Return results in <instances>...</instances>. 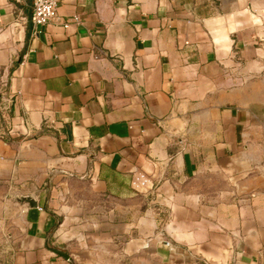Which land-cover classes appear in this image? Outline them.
<instances>
[{
    "label": "crops",
    "instance_id": "crops-1",
    "mask_svg": "<svg viewBox=\"0 0 264 264\" xmlns=\"http://www.w3.org/2000/svg\"><path fill=\"white\" fill-rule=\"evenodd\" d=\"M242 1L61 0L36 27L0 0L12 264H264V25Z\"/></svg>",
    "mask_w": 264,
    "mask_h": 264
},
{
    "label": "rangeland",
    "instance_id": "rangeland-1",
    "mask_svg": "<svg viewBox=\"0 0 264 264\" xmlns=\"http://www.w3.org/2000/svg\"><path fill=\"white\" fill-rule=\"evenodd\" d=\"M246 1L248 4L249 12L255 16H258V18L261 19L264 25V15H262L264 11V0H246ZM242 2H244V0ZM233 7H237V6L233 5ZM263 45H264V42H263ZM2 191L3 190L0 189V192ZM5 198L6 196L4 194L1 195L0 193V264H12V255L14 251L16 250V247L19 241L16 240L14 237L15 230H16V225H15L16 216H15L14 211L9 209V206L5 204V201H4ZM7 199L8 200L12 199L11 203H14V200H16L9 196H7ZM144 242L147 245H152V246L156 245L158 248H165L168 250V252H174L176 250L175 245L169 240H164L160 238H156V239L148 238V239H145ZM90 243L93 245L94 242L92 241ZM81 249H85V248L79 245L78 241L72 242L71 247L66 246L62 248V250H66L65 252L67 254L71 251L77 252L78 250H81ZM107 249L109 252L111 251V249L115 250V248H107ZM114 253L116 254V250L114 251ZM115 254L109 255V254L104 253V254H99L98 256L94 255L92 257L86 255V259H89V258L102 259L103 262L107 264H131L132 261L130 257H127L126 255L116 256ZM77 256L78 255H76V257Z\"/></svg>",
    "mask_w": 264,
    "mask_h": 264
},
{
    "label": "built area",
    "instance_id": "built-area-1",
    "mask_svg": "<svg viewBox=\"0 0 264 264\" xmlns=\"http://www.w3.org/2000/svg\"><path fill=\"white\" fill-rule=\"evenodd\" d=\"M61 0H32L30 21L33 26L39 27L58 20V5ZM80 19L73 16L70 21L63 24L64 28L69 27L70 23L78 24ZM41 210V209H39Z\"/></svg>",
    "mask_w": 264,
    "mask_h": 264
},
{
    "label": "water",
    "instance_id": "water-1",
    "mask_svg": "<svg viewBox=\"0 0 264 264\" xmlns=\"http://www.w3.org/2000/svg\"><path fill=\"white\" fill-rule=\"evenodd\" d=\"M16 201L19 202V203H26V204H28V206L30 208H36V202L33 199V197H31V196L16 197ZM47 248L51 252L55 253L56 255H58V256H60V257H62L64 259H68L69 258L68 254L65 251H61V250L56 249L54 247H49V245H48V238H47Z\"/></svg>",
    "mask_w": 264,
    "mask_h": 264
}]
</instances>
